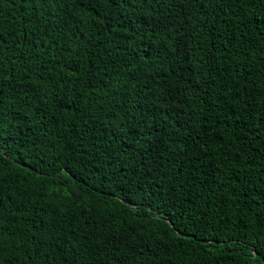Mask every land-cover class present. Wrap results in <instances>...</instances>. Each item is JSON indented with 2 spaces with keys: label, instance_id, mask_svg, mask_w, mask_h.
<instances>
[{
  "label": "trees",
  "instance_id": "1",
  "mask_svg": "<svg viewBox=\"0 0 264 264\" xmlns=\"http://www.w3.org/2000/svg\"><path fill=\"white\" fill-rule=\"evenodd\" d=\"M83 4L0 0V264H264V0Z\"/></svg>",
  "mask_w": 264,
  "mask_h": 264
},
{
  "label": "snow or ice",
  "instance_id": "2",
  "mask_svg": "<svg viewBox=\"0 0 264 264\" xmlns=\"http://www.w3.org/2000/svg\"><path fill=\"white\" fill-rule=\"evenodd\" d=\"M80 2H81V6H85V7L87 6V5L83 4V0H80ZM236 2L239 3L240 0H236ZM89 86H92L91 82H89ZM0 95H2V93H0ZM62 106L69 107L70 109H76V107H77L76 104L69 101L67 97H64V103ZM5 157H6V154H5ZM3 205H4L3 194L0 193V209L3 208ZM2 220H3V216L0 215V221H2ZM0 227H2V224H0Z\"/></svg>",
  "mask_w": 264,
  "mask_h": 264
}]
</instances>
